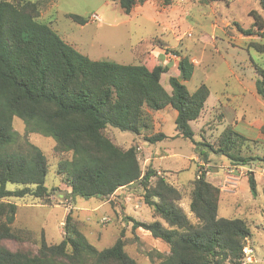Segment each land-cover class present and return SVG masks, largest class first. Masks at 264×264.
<instances>
[{
	"label": "trees",
	"instance_id": "1",
	"mask_svg": "<svg viewBox=\"0 0 264 264\" xmlns=\"http://www.w3.org/2000/svg\"><path fill=\"white\" fill-rule=\"evenodd\" d=\"M57 1L0 0V264H138L126 252L124 234L111 247L98 250L83 234L72 210L58 244L50 243L45 233L38 238L28 228L15 226L18 206L9 201L11 197H30L33 204L49 205L56 189L47 187L48 159L27 140L29 134L55 141V151L62 158L56 172L72 198L106 200L121 189L142 186L143 201L158 220L132 219L133 230L142 228L169 246L158 264H244L251 228L245 219L219 217L218 185L205 174L192 180L189 208L197 220L193 223L179 205L182 192L153 166L142 168L138 147L124 149L105 134L112 127L141 136L153 126L150 112L171 107L178 114L177 136L194 141L192 124L202 117L210 88L206 84L194 92L187 88L185 83L195 73L189 52L181 55L172 50L179 58L180 74L170 77L172 91L168 92L162 83V75L169 72L163 60L164 42L157 44L163 54L148 52L139 64L92 60L43 22L42 14ZM111 1L130 15L145 0ZM171 3L165 0L164 4ZM260 6L262 11L250 12L249 29L237 24L244 37H264V0ZM67 17L80 25L89 22L76 14ZM250 48L264 54V42H252ZM256 70L257 92L264 99V69ZM15 118L26 126L24 137L14 129ZM145 139L156 144L168 136L159 132ZM246 141L227 126L217 147H209L233 166H246L256 160L241 154ZM8 184L21 188L10 191ZM249 184L255 194L253 176ZM7 241L15 242L17 249L9 248ZM30 243L34 248L25 247Z\"/></svg>",
	"mask_w": 264,
	"mask_h": 264
},
{
	"label": "rangeland",
	"instance_id": "2",
	"mask_svg": "<svg viewBox=\"0 0 264 264\" xmlns=\"http://www.w3.org/2000/svg\"><path fill=\"white\" fill-rule=\"evenodd\" d=\"M164 3L165 0H152V4L163 5L168 9V14L162 17L165 21L168 20L169 24H173L175 36L158 30L159 27L154 23L146 22L142 18L112 28L127 17L111 0H58L49 6L42 18L44 23L51 25L61 37H65L67 42L75 41L80 51L91 59L121 64L136 63L129 53V43L136 44L141 37L146 36L154 38L157 43L166 42L163 47L167 51L163 60L168 64L169 72L162 75V83L168 91L172 90L170 77L180 74L179 58L172 50L181 55L189 52L192 60L196 59L199 63L203 57L201 50H207L201 67L198 65L199 68L192 79L185 83L190 92L196 91L202 84H206L211 90L202 117L192 124L196 133L194 141L177 136L178 114L171 107L159 112H150L153 126L141 136L112 127L105 130V134L120 147H138L144 170L150 166H154L156 170L161 169L162 172L158 175L166 176L169 182L182 192L183 199L179 205L188 218L197 223L189 208L192 180L199 172L205 171L211 172L207 179L213 178V173H221L224 176V168L234 165L209 147H217V140L227 126H232L247 140L241 154L256 160L246 166L253 169L264 166V99L258 94L256 87V67L264 69V54L250 48L252 42H264V37H247L243 41L241 39L244 36L239 33L237 25L249 29L253 21L250 12L256 8L260 11L262 9L260 0H172L169 6ZM68 14H76L89 21L93 14H98L103 22L91 23L81 28L67 17ZM99 24L101 26H98ZM262 34L264 36V32ZM212 36L229 39L233 46L218 43L216 49L214 44L206 40L212 39ZM221 104L224 108H219ZM14 129L21 136H25L26 126L22 120L15 118ZM159 132L166 134L168 139L156 144L146 141V137ZM27 140L39 147L47 157L50 168L47 187L50 190L56 189L49 205L33 204L34 201L30 197H11L9 201L18 206L16 227L28 228L38 238L45 233L50 243L58 244L63 241L65 219L72 210L73 216L82 223L83 234L98 250L111 247L124 234L126 252L138 264H158L163 256L169 253V246L155 239L150 232L142 228L133 230L132 219L145 223L158 220L154 217L153 210L144 203L143 189L139 183L129 187L124 193H115L106 200L79 196L72 198L68 196L70 189L56 172L62 158L55 151V141L37 134H29ZM140 145L146 150L139 149ZM202 153L209 156L205 158ZM148 157L153 160L146 162ZM257 178L260 184L264 183V179L259 176ZM18 188L21 186L7 185L10 191ZM248 194L252 202V195L255 194ZM225 198L226 196H223L220 202L219 217L248 221L252 232L248 245L253 247L254 255L264 264V205L260 210L237 208L236 199ZM257 199L262 197L258 196ZM95 208L97 210H94ZM5 244L12 250L18 247L13 241H7ZM25 247L34 248L31 243L25 244Z\"/></svg>",
	"mask_w": 264,
	"mask_h": 264
},
{
	"label": "crops",
	"instance_id": "3",
	"mask_svg": "<svg viewBox=\"0 0 264 264\" xmlns=\"http://www.w3.org/2000/svg\"><path fill=\"white\" fill-rule=\"evenodd\" d=\"M115 5L118 6L117 4H115ZM167 12H168V9L165 6H163V5L160 6L159 4H152V0H145L143 3L138 4L133 9V11L131 12L130 15H125L123 13L124 16L127 17V19L121 21V23H118V24L112 26V28L119 27L120 25H123V24H126V23H131L133 20L135 21L137 18H142L146 22L154 23L156 25V27L157 26L159 27L158 30L164 31V33H167V34H171L172 33V35L175 36V30L173 29V24H169L168 20L165 21V19L163 18L165 15L168 14ZM147 13H150L152 15H148ZM100 18L102 19L101 16H100ZM102 22H103V19H102L101 22H93L91 20L87 24H85V25H80L79 24V26L81 28H84V27H86L87 25H89L91 23H102ZM98 26H101V24H99ZM216 27L218 28L217 25H216ZM64 35H65V33H64ZM64 38L62 37V39H64ZM244 38H242L241 40L244 41V40L247 39V37H244ZM206 40L209 41V43L214 44L216 49H217L218 43H220V44L221 43H225L227 45L228 44L232 45V43L230 42L229 39L226 40V39H222V38H218V37L216 38L214 36H212V39L211 38H206ZM157 42L158 41H155L154 38H152L150 36H146V37H141V39L138 40V43H136V44L129 43V53H130V55L133 56V58H135V61H136V63H129V64H139L143 60L145 55L148 52H151V51H154V52H156L158 54H163L164 50H162V49H160L158 47V45H157L158 43ZM67 43L73 45L77 50L79 49V47H78L79 45L75 41L71 40V41H69ZM164 44H167V43L165 42ZM205 44H208V43H205ZM79 51H80V49H79ZM201 51H202L201 53H202V56H203L201 58V62L199 63V61H197L196 59L192 60L193 63L195 64V72L199 68L198 65H200V67H201V65L203 64L204 57H205L204 54L207 52V50H205V48L202 49ZM80 52L82 53V51H80ZM92 60H97L98 61L99 59H92ZM196 61L198 63H196ZM123 64H126V63H123ZM126 65H128V64H126ZM176 77H178V76H176ZM171 91H168V92H171ZM210 95H211V90H210ZM219 108H224V106L221 104V107H219ZM142 148H144L146 150L145 147L140 145L139 149H142ZM159 153H160V151H159ZM156 156H154V157L157 158ZM195 159H197V158H195ZM151 160H153V159L148 157L146 159V162H149ZM157 170H158V174L159 173L161 174V172H162L161 169H157ZM237 176H238L237 184H235V186H232V185L229 186L228 189H224L222 187L223 183H224L223 179H225V176H223V174H221V173H213V178H210L209 180L211 182H213L214 184L219 186V188L221 190V193H222V197L226 196L225 199H227V200L236 199L238 201L236 203L237 208L260 210L263 207V205H264V183L260 184L259 183V179L257 177L255 178V180H256V193H255V196H253L252 195L253 193L251 191L250 184H249V176H247V175H244V176L243 175H237ZM128 189L129 188L121 189L118 192H116V194L124 193ZM248 191L250 192V194L253 197L252 198L253 199L252 202H250V197H249V194H248L249 192ZM258 196L262 197V199H257ZM127 199H129V198H127ZM94 210H97V208H95ZM252 250H254L253 247H252ZM252 264H261L259 259H258V257H256L255 255H254V261H253Z\"/></svg>",
	"mask_w": 264,
	"mask_h": 264
},
{
	"label": "built area",
	"instance_id": "4",
	"mask_svg": "<svg viewBox=\"0 0 264 264\" xmlns=\"http://www.w3.org/2000/svg\"><path fill=\"white\" fill-rule=\"evenodd\" d=\"M90 20H92L93 22H101L102 19L100 18V16L98 14H93L90 17ZM190 36H192V34H190ZM225 169V179L224 183H223V188L224 189H228L229 186H235V184H237L238 181V176L237 175H247V176H253L254 178H256L257 176H259L260 178L264 179V166L258 167V168H250L247 166H227L224 168ZM160 174V173H159ZM202 174H205L206 177H209L211 175V172L209 171H205V172H199L198 178L199 176H201ZM249 174V175H248ZM254 251L252 250V248H250V246H246L244 249V253H245V263L244 264H252L254 261Z\"/></svg>",
	"mask_w": 264,
	"mask_h": 264
},
{
	"label": "water",
	"instance_id": "5",
	"mask_svg": "<svg viewBox=\"0 0 264 264\" xmlns=\"http://www.w3.org/2000/svg\"><path fill=\"white\" fill-rule=\"evenodd\" d=\"M180 81L182 82V79H180Z\"/></svg>",
	"mask_w": 264,
	"mask_h": 264
}]
</instances>
